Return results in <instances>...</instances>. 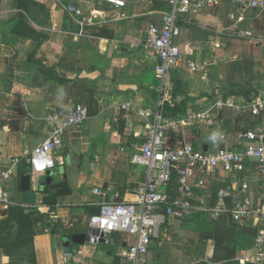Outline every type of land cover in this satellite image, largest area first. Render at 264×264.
<instances>
[{
  "label": "crops",
  "instance_id": "crops-1",
  "mask_svg": "<svg viewBox=\"0 0 264 264\" xmlns=\"http://www.w3.org/2000/svg\"><path fill=\"white\" fill-rule=\"evenodd\" d=\"M123 1L126 7L118 10L99 0H0V171L12 159L22 160L0 187V194L8 190L14 201L7 207L0 203V222L13 207L43 215L27 247L10 253L0 248V264H62L67 252L84 264L126 261L132 236L113 233L106 243L72 251L65 250L63 238L87 232L89 208L136 201L147 169L132 164L131 155L154 121L140 116V109L155 114L162 104L166 118L177 108L209 111L223 119L228 147L236 145L239 132L258 130L264 122V115L253 116L249 107L264 92V10L221 3L195 15L175 42L198 70L183 67L161 76L160 63L141 45L148 25L159 24L167 11L165 0ZM68 6L79 8L82 16L70 14ZM117 13L123 17L116 19ZM239 31L254 39L238 36ZM219 96L243 109L218 112L213 104ZM127 103L133 104L131 111L122 108ZM167 105L171 109L165 110ZM76 106L87 108L88 119L80 131L65 135L56 167L32 185L39 202L24 204L20 178L31 173L25 159L50 132L48 116ZM211 132L189 129L184 139L207 148ZM171 186L168 193H176V180ZM97 189L104 196L96 195ZM220 190L229 191L227 208L245 196L254 205L264 203L260 181L252 174H221L197 190L194 203L215 208ZM261 228L227 216L211 221L198 212L165 224L144 264H255L254 240ZM19 230L13 222L0 233L12 242Z\"/></svg>",
  "mask_w": 264,
  "mask_h": 264
},
{
  "label": "built area",
  "instance_id": "built-area-1",
  "mask_svg": "<svg viewBox=\"0 0 264 264\" xmlns=\"http://www.w3.org/2000/svg\"><path fill=\"white\" fill-rule=\"evenodd\" d=\"M118 10L126 7L123 0H99ZM167 11L161 16L159 24H149L145 39L141 45L145 53L154 56L160 63L158 72L165 76L168 72L188 68L194 72L198 65L186 60L175 40L181 35L184 24L191 23L192 17L203 10L221 3H229L239 7L264 10V0H165ZM68 12L82 16L76 6H68ZM123 17L122 13L114 16ZM234 20V16L231 18ZM238 36L254 39L250 32H238ZM255 41V40H254ZM132 103L122 106L126 111L132 110ZM161 106L155 114L140 109L138 114L145 119L154 117L153 123L137 149L131 155V163L147 169L146 183L135 190V202H115L104 204L101 214L90 219L91 237L97 241L107 239L113 233H121L134 238L124 253L126 261L122 264H144L153 238L160 236L161 228L172 221L187 218L198 212L206 213L211 221H218L223 216L230 217L236 224L251 222L255 227L264 225V203L254 205L251 198L245 196L232 208H227L224 199L229 191L220 190L215 208H206L195 204L199 197L197 190L209 182H215L221 174L239 177L252 174L258 177L264 195V122L260 129L241 131L236 136L234 147L226 146L228 136L222 130L223 119L212 115L209 111H189L177 117L166 118L161 113ZM251 113L255 117L264 115V92L255 96L250 104ZM218 112L225 109L241 111L243 106L236 105L231 98L219 96L213 104ZM88 119V110L84 106H76L50 114L47 118L51 130L46 139L26 158L31 168V177L39 182V176L56 167V157L63 147V139L71 131H80ZM208 128L211 137L207 150L197 147L184 139L189 129ZM181 137L183 140H181ZM22 160L14 158L8 168L0 171V187L8 183L15 175V169ZM176 180L177 197L171 199L168 190ZM96 195L104 196L97 189ZM118 197V196H117ZM3 206L14 204L12 193L3 189L0 194ZM256 249L255 264H264V228H261L254 240ZM62 264H84L76 254L67 252ZM198 264V263H192Z\"/></svg>",
  "mask_w": 264,
  "mask_h": 264
},
{
  "label": "trees",
  "instance_id": "trees-1",
  "mask_svg": "<svg viewBox=\"0 0 264 264\" xmlns=\"http://www.w3.org/2000/svg\"><path fill=\"white\" fill-rule=\"evenodd\" d=\"M20 1H28V0H16L17 4H19ZM17 16L20 17L22 15L18 14ZM166 109L169 110L171 109V107L167 105L165 110ZM185 110H186L185 108H177L174 110V114L172 116L177 117L183 115L185 114ZM165 113L166 115L168 114L167 111H165ZM171 187L173 188V185ZM216 193H218V191ZM169 194L171 199L177 197L176 193L172 190H170ZM42 219H43V215L38 211H32L30 213H27L26 210L19 207H13V209L11 208L9 218L0 222V230L8 229L13 222H16L17 225H19L20 230L18 231L14 241L12 242L9 240V238L4 237L0 233V248H3L7 253H10L15 249H21L27 247L32 242L35 236L36 224Z\"/></svg>",
  "mask_w": 264,
  "mask_h": 264
},
{
  "label": "water",
  "instance_id": "water-1",
  "mask_svg": "<svg viewBox=\"0 0 264 264\" xmlns=\"http://www.w3.org/2000/svg\"><path fill=\"white\" fill-rule=\"evenodd\" d=\"M207 150V148H205ZM35 181L32 179L30 174L24 175L20 178V192H21V200L26 205H34L39 200H37V194L36 192L32 191V185L35 184ZM40 187V185H39ZM88 214L93 216H98L101 214V208H89ZM92 230L89 228L86 233L83 234H77L72 237L66 236L63 238V246L66 251H72L76 250L79 246H83L86 243H94L97 244L99 241H97L95 238L91 237ZM108 240L103 239L100 242L106 243Z\"/></svg>",
  "mask_w": 264,
  "mask_h": 264
},
{
  "label": "clouds",
  "instance_id": "clouds-1",
  "mask_svg": "<svg viewBox=\"0 0 264 264\" xmlns=\"http://www.w3.org/2000/svg\"><path fill=\"white\" fill-rule=\"evenodd\" d=\"M211 139H212V140H216V136L213 135V136L211 137Z\"/></svg>",
  "mask_w": 264,
  "mask_h": 264
},
{
  "label": "rangeland",
  "instance_id": "rangeland-1",
  "mask_svg": "<svg viewBox=\"0 0 264 264\" xmlns=\"http://www.w3.org/2000/svg\"><path fill=\"white\" fill-rule=\"evenodd\" d=\"M59 153V152H58Z\"/></svg>",
  "mask_w": 264,
  "mask_h": 264
}]
</instances>
